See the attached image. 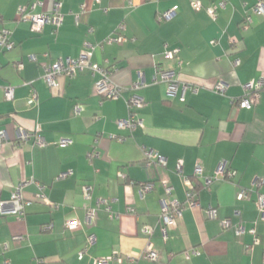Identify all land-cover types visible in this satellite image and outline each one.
Here are the masks:
<instances>
[{
    "label": "crops",
    "instance_id": "obj_1",
    "mask_svg": "<svg viewBox=\"0 0 264 264\" xmlns=\"http://www.w3.org/2000/svg\"><path fill=\"white\" fill-rule=\"evenodd\" d=\"M32 1L0 0V29H9L14 43L0 45V130L7 135L0 141V199L27 181L22 191L30 202L22 217L0 216V264H91L111 254L120 260L107 264H264V219L256 205L264 192V88L251 107L236 104L245 83L264 78V12L243 25L251 6L264 0H226L224 7L222 0H59L61 23L39 32L18 18ZM40 1L33 12L49 11L57 0ZM173 6L169 18H159ZM207 7L216 9L214 18ZM120 23L125 39L106 42ZM83 53L112 69L118 98L96 93L98 75L88 70L59 76L55 87L45 82L43 65ZM163 70L174 72L173 94L157 81ZM140 79L142 125L119 128L129 87ZM219 82L223 94L214 90ZM33 92L37 101L29 104ZM19 130L38 131L45 144L33 136L20 140ZM145 151L163 155L166 164L147 166ZM223 161L230 176L215 175ZM240 188L247 198H237ZM173 200L182 213L164 236L162 203ZM208 205L216 208L213 218ZM68 219L78 224L66 227ZM223 219L232 225L222 227ZM149 245L159 261L139 258Z\"/></svg>",
    "mask_w": 264,
    "mask_h": 264
},
{
    "label": "built area",
    "instance_id": "obj_2",
    "mask_svg": "<svg viewBox=\"0 0 264 264\" xmlns=\"http://www.w3.org/2000/svg\"><path fill=\"white\" fill-rule=\"evenodd\" d=\"M99 1V0H95ZM226 0H222L219 3V7H224ZM193 6L195 9L201 8V3L199 1H194ZM42 5V1L34 0L29 3L25 7L19 8V20L20 21H28L30 24V28L32 31L39 32L42 30L43 26L47 23L52 24L54 26H58L62 20V14L60 13L61 2L59 0L55 1L53 7L49 11H41V12H33L36 6ZM177 9L176 6H173L171 9L164 11L159 15L160 19L169 18ZM208 14L214 18L216 15V9L214 7L206 8ZM264 12V4L262 1H257L254 5L251 6L250 11L245 15L243 20V25L248 26L252 23L253 16L256 14H261ZM125 25L120 23L117 27L118 34L116 36H111L105 39L106 42H121L125 38L122 35V31L124 30ZM10 30L7 28L0 29V45L3 48L11 49L14 46V43L10 40ZM167 47V43L164 44ZM166 57H172L174 52L172 50H165L164 52ZM31 59L35 57L33 55L30 56ZM239 60H235L234 64H238ZM17 66H20L18 64ZM84 70H88L92 75H98V78L95 82L96 93H98L102 97L106 98H118L121 95V86L114 83L111 79L112 69L107 64H101L98 62L92 61L87 53L81 54L78 58H70V57H59L54 60L52 63L43 65V78L45 82L50 87L57 86V78L61 75L73 76L77 72H81ZM159 79L157 81L164 83L166 85L167 94H173L176 89V80L174 78V72L170 70L161 71ZM145 86V82L143 79H140L134 82L129 90L131 91L129 98L127 99V108L128 115L125 118H121L117 120V125L119 128L133 130L135 127L142 125V119L138 114V109L144 105L145 100L143 96L140 94V90ZM225 84L223 82H219L214 90L218 93H224ZM264 88V78H260L255 81H249L244 84L245 93L241 96L236 104L241 108H249L253 101L258 98L259 91ZM4 96L7 99H11L13 97V88L12 86H6L3 90ZM37 101V94L33 92L31 97L28 99L29 104H33ZM76 110H79V105L75 106ZM34 137V141L37 144H45L44 138L38 133V131L28 132L25 130L18 131V138L20 140H29ZM7 138L5 130H0V141H3ZM69 139H61L60 142L62 144L68 143ZM97 154V153H95ZM145 159L146 164L149 166L151 163H158L161 165L166 164V158L156 152L153 151H145ZM90 155H93L90 154ZM202 172L201 166L198 164L194 169V173L196 175H200ZM63 173L62 175H64ZM232 173L226 170V162H221L216 171V176H230ZM27 181L20 182L17 186L14 187L8 199H0V216L6 215H14L15 217H22L25 213V207L30 203L28 199H26L23 195L22 187ZM184 184L187 187V196L188 201L192 205H196V202L192 199L193 194V184L190 178H184ZM152 185L144 186V189H150ZM164 188L166 194H170L172 187L164 183ZM89 186H85L83 189L84 195L86 197L89 196ZM248 190L245 188H240L237 192L238 199H244L248 197ZM39 198H43L44 196L37 195ZM257 210L261 219H264V192H259L256 199ZM206 215L208 217L216 216V208L212 205H208L205 208ZM182 206L177 203L175 200L170 202L163 201L162 210L160 214V219L162 221V232L163 235L166 236L168 228L173 226L176 223V219L181 216ZM93 216V212L89 211L87 214V219L91 220ZM78 224L75 219H68L65 222L66 227L73 228ZM222 227H229L232 225L231 221L228 219L221 220ZM235 229L237 233H240L244 230L242 224H235ZM146 232H150L148 228L145 229ZM251 232L254 233L255 230L252 228ZM21 238L20 236H16L15 239ZM95 239L93 234L88 236V242H93ZM4 249L7 248V244L4 243ZM247 248H250L249 246ZM81 255V252L79 253ZM139 258L146 259L150 262H157L160 258V253L157 249L151 247L149 245L140 255ZM111 259H118L116 255H108L102 257H95L91 264H107ZM133 261V258H131Z\"/></svg>",
    "mask_w": 264,
    "mask_h": 264
}]
</instances>
